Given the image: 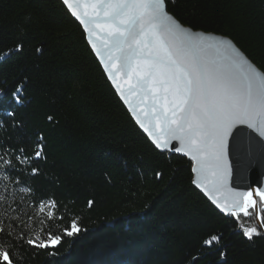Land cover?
Here are the masks:
<instances>
[{
    "label": "trees",
    "instance_id": "1",
    "mask_svg": "<svg viewBox=\"0 0 264 264\" xmlns=\"http://www.w3.org/2000/svg\"><path fill=\"white\" fill-rule=\"evenodd\" d=\"M166 3L183 25L229 37L264 72V0ZM0 93V145L28 154L41 137L45 145L33 193L13 184L16 203L10 194L4 209L31 214L32 201L52 198L64 217L53 232L72 219L86 229L54 250L11 241L19 264H264V235L244 237L193 185L191 161L155 149L61 0H0ZM212 235L219 243L205 244Z\"/></svg>",
    "mask_w": 264,
    "mask_h": 264
},
{
    "label": "snow or ice",
    "instance_id": "2",
    "mask_svg": "<svg viewBox=\"0 0 264 264\" xmlns=\"http://www.w3.org/2000/svg\"><path fill=\"white\" fill-rule=\"evenodd\" d=\"M62 2L84 26L91 48L124 102L129 103V96L138 97L132 110L155 149L191 157L198 177L193 183L222 212L236 218L248 240L264 235V215L257 210L258 205L264 210V186H249L245 191L230 187L232 167L227 155L229 137L237 125H247L264 137V72L231 40L183 26L167 10L166 0ZM21 48L17 45L15 50ZM21 93L20 89L14 93L18 103ZM42 141V137L37 140L31 154L24 148L0 145V264L22 260L14 254L17 245L11 241L54 250L66 238L86 231L72 219L53 232L49 224L57 219L63 222L64 217L57 216L58 205L52 198L32 201L31 214L3 207L10 194L16 203L15 192L9 191L13 184L19 192L33 193L30 181L40 172L34 164L45 159ZM20 176L26 179L21 181ZM253 213V222L241 219V214L250 219ZM220 239L212 235L204 243L212 245Z\"/></svg>",
    "mask_w": 264,
    "mask_h": 264
},
{
    "label": "water",
    "instance_id": "3",
    "mask_svg": "<svg viewBox=\"0 0 264 264\" xmlns=\"http://www.w3.org/2000/svg\"><path fill=\"white\" fill-rule=\"evenodd\" d=\"M66 9H67V7H66ZM68 12L72 16V14L69 10H68ZM72 17L81 26L83 32L85 33L86 41H87L91 51L95 55L97 61L100 63V65H101V67H102V69H103V71L107 77V74L103 68V63L101 62L100 58L96 55L95 50L91 48V46L88 42V33L86 32L84 26L74 16H72ZM183 26H185V25H183ZM185 27L191 28L189 26H185ZM196 31H201V30H196ZM202 32H204V31H202ZM204 33L215 35L218 37H223V38L231 40L229 37H226V36H223L220 34L210 33V32H204ZM232 43L235 45L236 48H238L245 55V53L233 41H232ZM97 47H100V45L98 44ZM245 57L254 66H256L246 55H245ZM261 72H263V71H261ZM107 79L110 82L113 89L115 90L120 101L125 106V108L129 112L130 116L132 117V119L136 123V125L143 132V134L148 138L147 133H145L143 131V129L140 128L139 124L137 123L136 115L133 113V110H132L139 103L138 97L129 96L128 97L129 103H125L124 100L119 95V90L109 80L108 77H107ZM129 104H131V107L129 106ZM148 139L150 141V138H148ZM174 144L176 146H179L177 142H174ZM169 153L177 154V155H180V156L187 158L193 164L192 169L195 166V162L191 160V157L186 156L182 153H175V152H169ZM227 155H228L229 163L231 164V167H232V176H231V181H230V187H232L238 191H245V190H248L249 186H251L253 188L264 186V137L260 136L259 133H257L253 129L249 128L247 125H237L233 129L232 135L229 137ZM192 175H193V177H192V183H193V181L196 180L198 177H197V174L194 173L193 171H192ZM193 185L206 197V199L220 213H222L225 216H229V215L225 214L224 212H222L221 209L218 208L215 203H213L212 199H210V197L206 193H204V191L202 189L198 188L194 183H193ZM225 195H226V193H225ZM257 210L260 211L259 205L257 206ZM255 217H256V213H255Z\"/></svg>",
    "mask_w": 264,
    "mask_h": 264
}]
</instances>
